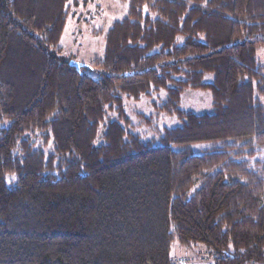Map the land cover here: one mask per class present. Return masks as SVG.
I'll use <instances>...</instances> for the list:
<instances>
[{
    "label": "trees",
    "instance_id": "1",
    "mask_svg": "<svg viewBox=\"0 0 264 264\" xmlns=\"http://www.w3.org/2000/svg\"><path fill=\"white\" fill-rule=\"evenodd\" d=\"M70 1L0 0V264H174L176 242L264 264V0H120L81 69L59 47ZM188 89L213 112L183 110ZM161 91L180 125L152 145L124 96Z\"/></svg>",
    "mask_w": 264,
    "mask_h": 264
},
{
    "label": "rangeland",
    "instance_id": "2",
    "mask_svg": "<svg viewBox=\"0 0 264 264\" xmlns=\"http://www.w3.org/2000/svg\"><path fill=\"white\" fill-rule=\"evenodd\" d=\"M129 4L120 0H71L68 20L59 47L68 58H73L85 65H97L102 62L106 48L107 33L112 25L128 15ZM258 62L264 70V47L258 48ZM211 82L213 75H206ZM166 100V93L153 92L150 97L139 100L124 96L125 111L130 118L127 130L139 135L149 144H160V138L166 129L180 125L178 118L163 113L159 108ZM181 108L196 114L213 112V100L210 91L188 89L181 100ZM116 119L115 115H112ZM103 130V129H102ZM37 147L45 152L52 150V143L44 145L37 141ZM210 143L192 145L194 152L201 154L212 148ZM264 162V153L251 160ZM9 179H12L10 177ZM174 264H215L216 256L202 245L172 246Z\"/></svg>",
    "mask_w": 264,
    "mask_h": 264
},
{
    "label": "water",
    "instance_id": "3",
    "mask_svg": "<svg viewBox=\"0 0 264 264\" xmlns=\"http://www.w3.org/2000/svg\"><path fill=\"white\" fill-rule=\"evenodd\" d=\"M71 66H74V67H76L77 69H81L82 66H84V65H83V64H80L79 62L72 61V62H71Z\"/></svg>",
    "mask_w": 264,
    "mask_h": 264
}]
</instances>
